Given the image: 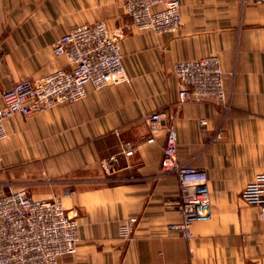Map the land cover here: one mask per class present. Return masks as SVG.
<instances>
[{
	"label": "crops",
	"instance_id": "0c3cea01",
	"mask_svg": "<svg viewBox=\"0 0 264 264\" xmlns=\"http://www.w3.org/2000/svg\"><path fill=\"white\" fill-rule=\"evenodd\" d=\"M126 1L0 0V94L70 69L53 43L99 21L120 38L128 75L119 86L89 85L74 105L9 118L0 191L25 188L35 199H58L79 221L78 251L60 264H264L261 209L243 200L264 172V4L180 0L181 30L156 34L132 27ZM207 56L220 61L230 110L179 103L173 65ZM155 111L176 127L179 161L209 177L212 215L192 225L190 241L168 230L181 216L170 206L178 178L161 173L165 130L117 174L105 176L99 165L123 141L140 144L149 134L142 116ZM131 218L133 235L124 239L120 228Z\"/></svg>",
	"mask_w": 264,
	"mask_h": 264
},
{
	"label": "built area",
	"instance_id": "2783aa9c",
	"mask_svg": "<svg viewBox=\"0 0 264 264\" xmlns=\"http://www.w3.org/2000/svg\"><path fill=\"white\" fill-rule=\"evenodd\" d=\"M180 6V0H127L124 8L135 29L176 34L181 28ZM52 48L55 56L66 59L71 68L58 69L38 80L19 81L0 94V142L8 137L5 122L15 115L29 117L74 105L87 97L89 85L102 90L128 80L120 38L105 21L72 28ZM212 58L174 64L173 72L181 85L180 104L210 101L231 109L223 69ZM164 115L161 111L144 114L142 120L148 136L140 144L123 141L121 151L101 159L99 165L105 176L117 174L123 161L137 153L141 145L155 143L165 130L161 173L178 178L179 192L170 198V206L181 216V221L169 224L168 230L190 241L192 225L212 215L209 177L205 170L179 161L176 127ZM72 194L69 189L65 197ZM243 200L260 207L259 215L264 220V172L247 186ZM135 223L136 219L131 218L120 228L122 238L132 237ZM79 230V221L68 215L58 199H35L24 188L0 192V264H60L62 257L77 253Z\"/></svg>",
	"mask_w": 264,
	"mask_h": 264
},
{
	"label": "bare ground",
	"instance_id": "6f19581e",
	"mask_svg": "<svg viewBox=\"0 0 264 264\" xmlns=\"http://www.w3.org/2000/svg\"><path fill=\"white\" fill-rule=\"evenodd\" d=\"M257 0H253V2L255 3ZM181 2V1H180ZM256 4H264V3H256ZM126 13H127V11H126ZM178 13V12H177ZM180 16H181V27H182V22H183V15H182V12H181V6H180ZM174 15H175V11H174V9H173V18H174ZM181 29H179L178 30V32L180 31ZM177 32V33H178ZM156 34H158V33H156ZM172 34V33H171ZM173 34H175V33H173ZM203 58H206V57H203ZM202 58V59H203ZM194 60H198V59H194ZM213 62H215L216 63V60L219 62V64H220V61H219V59L218 58H216V57H213L212 59H211ZM183 61H192V60H183ZM177 62H179V61H177ZM221 65V64H220ZM222 68V67H221ZM204 102H210V101H204ZM4 127H5V125H4ZM5 130H6V128H5ZM7 131V130H6ZM263 220V219H262Z\"/></svg>",
	"mask_w": 264,
	"mask_h": 264
},
{
	"label": "rangeland",
	"instance_id": "374dc122",
	"mask_svg": "<svg viewBox=\"0 0 264 264\" xmlns=\"http://www.w3.org/2000/svg\"><path fill=\"white\" fill-rule=\"evenodd\" d=\"M130 17V16H129ZM131 18V17H130ZM132 25V27L134 28V26H133V23L131 24ZM181 29V28H180ZM152 32V31H151ZM207 57H210V56H207ZM201 59V58H200ZM174 66V65H173ZM48 75V74H47ZM16 189H20V188H16ZM25 189V188H24ZM67 191H69V190H66L65 191V193L67 192ZM0 192H7V191H4V190H2V191H0ZM30 194V193H29ZM63 203V202H62ZM64 205V204H63ZM64 208H65V206H64ZM65 210H66V212H67V209L65 208ZM68 213V212H67ZM68 215H70L69 213H68ZM71 216V215H70ZM71 217H73V216H71ZM73 218H75V217H73ZM64 257H66V256H64ZM63 258V257H62ZM62 260V259H61Z\"/></svg>",
	"mask_w": 264,
	"mask_h": 264
}]
</instances>
